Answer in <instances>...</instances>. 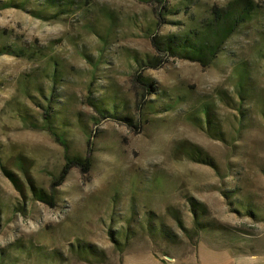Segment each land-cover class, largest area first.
Returning a JSON list of instances; mask_svg holds the SVG:
<instances>
[{
	"label": "rangeland",
	"instance_id": "rangeland-1",
	"mask_svg": "<svg viewBox=\"0 0 264 264\" xmlns=\"http://www.w3.org/2000/svg\"><path fill=\"white\" fill-rule=\"evenodd\" d=\"M230 1L0 0V264L264 262V0L208 68L150 39Z\"/></svg>",
	"mask_w": 264,
	"mask_h": 264
},
{
	"label": "trees",
	"instance_id": "trees-1",
	"mask_svg": "<svg viewBox=\"0 0 264 264\" xmlns=\"http://www.w3.org/2000/svg\"><path fill=\"white\" fill-rule=\"evenodd\" d=\"M25 2L27 0H24ZM54 2V1H52ZM55 3V2H54ZM257 12L256 6L251 0H232L228 2L224 7H214L208 12L206 18L198 21L197 23L190 24L186 30H183L176 35H166L159 37L154 34L151 39V44L155 52L159 55L166 56L168 58L178 59L188 61L199 65L201 68L205 69L211 66L218 56L224 51L227 41L237 33V31L242 28V26L249 23L255 17ZM179 13V10L175 14ZM171 14V11L168 12ZM164 25V23H152L153 28L159 30V28ZM150 28V27H149ZM155 32V33H156ZM12 50V51H11ZM33 52L27 48H15L10 49L7 47H0V55L5 54H17L28 56ZM147 62V67L156 68L159 67L158 61L155 58L147 57L145 58ZM52 72L49 75L52 82L55 83L57 78V71L55 70L56 64L54 63ZM239 85L238 89L241 90L243 87L244 75L242 72L239 73ZM137 82L141 83L143 92L146 94H151L152 86L147 82L146 79L141 76H137L135 79ZM49 117L45 119L46 130L56 138L57 142L61 146H65V141L62 136H58L56 132L52 131L51 123ZM66 148V146L64 147ZM187 155L190 159L198 158L200 153L189 149ZM69 166H78L80 161L76 158H66ZM86 168H89V161L85 160L82 163ZM66 171H64L60 177L59 183L56 185L58 187L66 176ZM30 193L35 201L43 203L44 205L52 208L55 204V193L54 188L49 195L45 192L30 188Z\"/></svg>",
	"mask_w": 264,
	"mask_h": 264
},
{
	"label": "crops",
	"instance_id": "crops-1",
	"mask_svg": "<svg viewBox=\"0 0 264 264\" xmlns=\"http://www.w3.org/2000/svg\"><path fill=\"white\" fill-rule=\"evenodd\" d=\"M205 248H207V247H205ZM208 249H210V248H208ZM210 250L214 251L215 253L224 254L223 256L225 257V260H224L223 264H246V263H244L245 259H247V258H250V259L251 258L252 259L255 258V256H253V255H250V256H239V255H233V254H231L229 252L227 254V253H225L226 251H217V250H213V249H210ZM199 251H200V246L198 247L194 263H190V264H205L206 263L205 262L206 261L205 257H200ZM256 261H258V259ZM252 264H259V263L256 262V263H252ZM261 264H264V262H262Z\"/></svg>",
	"mask_w": 264,
	"mask_h": 264
}]
</instances>
